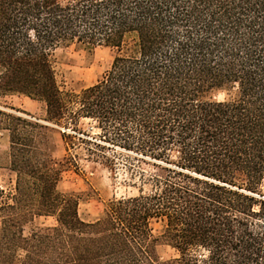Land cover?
I'll return each instance as SVG.
<instances>
[{"label":"trees","instance_id":"trees-1","mask_svg":"<svg viewBox=\"0 0 264 264\" xmlns=\"http://www.w3.org/2000/svg\"><path fill=\"white\" fill-rule=\"evenodd\" d=\"M73 45L115 53L78 92L55 69ZM15 94L45 116L0 109L16 174L0 264H264V0H0V99ZM81 155L136 189L95 221L58 187Z\"/></svg>","mask_w":264,"mask_h":264},{"label":"rangeland","instance_id":"rangeland-1","mask_svg":"<svg viewBox=\"0 0 264 264\" xmlns=\"http://www.w3.org/2000/svg\"><path fill=\"white\" fill-rule=\"evenodd\" d=\"M114 51L106 47L94 50L77 48L76 46L60 48L56 53L55 69L57 79L63 90L80 91L94 83L114 59ZM224 94H219L222 98ZM11 107L31 113L36 118L45 116V105L24 95H9L0 99V109L12 111ZM91 120H82V126L91 129ZM56 142L55 155L63 158L66 154L60 134L54 133ZM80 152V151H79ZM78 169H71L63 174L59 190L73 193L79 197L78 212L85 221L98 219L107 204L115 197L135 193L136 189L125 183L127 174L123 170L111 171L100 163L91 162L81 155ZM16 174L10 167V137L9 133L0 129V186L7 192L14 190ZM54 223L52 218H37L34 223L25 226V234L29 235L33 228ZM161 224L154 225V232L159 235ZM157 252L161 259H170L178 255L176 249L159 240Z\"/></svg>","mask_w":264,"mask_h":264}]
</instances>
